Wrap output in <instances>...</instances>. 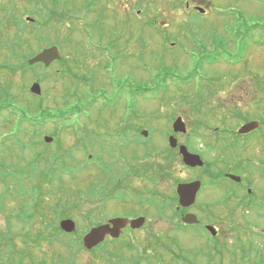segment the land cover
Here are the masks:
<instances>
[{
	"label": "rangeland",
	"instance_id": "374dc122",
	"mask_svg": "<svg viewBox=\"0 0 264 264\" xmlns=\"http://www.w3.org/2000/svg\"><path fill=\"white\" fill-rule=\"evenodd\" d=\"M174 1L138 0L139 8L145 11L133 20L132 27L126 15L121 22L116 21L120 22L116 28L106 25L105 30L120 31L118 41L95 34L94 39H88L80 31L65 41L72 26L45 24L43 19L38 25L27 24L26 17H33L34 8L22 3L21 9L12 13L9 6L2 14L0 164L4 168L0 173V237L3 235L5 241L0 238V264H129L145 254L153 259L150 264H185V260L190 264H264V238L259 229L264 226V217L258 206L249 215L248 229L241 210L234 213L235 221L227 219L218 225L219 241L225 245H216L217 240L208 239L197 226L173 230L170 221L157 218L156 210L147 230L132 236L144 245L124 238L110 245L112 254L106 255L99 250L87 251L82 245L90 224L108 216L138 212L135 199L124 203L103 198L102 210L98 206L86 220V213L96 204L86 199H96L91 195L97 190L123 180L124 166L137 170L147 163H163L167 155L164 149L178 117L187 126L186 134L176 135L179 143L203 156L211 167L189 169L174 150L177 157L166 170L170 173L166 180L154 184L149 176L136 173L129 182L131 191L144 193L150 188L174 197L177 181L199 179L205 186L192 209L203 218V224L209 225L216 214L226 215L233 209L234 203L216 208V201L229 189L239 188L232 182L225 183L227 191L223 186H213L212 177L219 168L213 163L220 160L219 148L226 159L238 164L248 156H264V127L248 135L247 144L234 151L223 150L228 144L222 140L231 137H219L225 136L221 132L226 130L237 133L247 122L245 117L264 120V0H182L181 9L173 5ZM185 2L201 6L205 14L185 9ZM154 15L157 24L144 22ZM247 29L253 37L244 56L240 48L248 41H239L237 46L235 33ZM89 30L88 34L98 32ZM56 39L68 65L86 81L79 78L77 83L63 68L56 73L57 64L51 70L40 65L28 67L29 59L55 45ZM92 46L105 47L107 57L94 53ZM215 48L222 55L236 54L240 63H207L203 56H210ZM36 82L42 87L39 97L30 92ZM79 102L84 116L68 113L70 106ZM25 115L28 120H37L35 128L22 123ZM44 118L43 128L37 129L38 121ZM132 123L134 129L141 128L140 133L148 130L150 139L142 145L138 141L124 146L125 138L118 136L119 131ZM45 137L54 140L46 143ZM36 141L38 145H34ZM147 151L154 156L145 158ZM136 155L141 158L137 162ZM238 171L237 175L252 178L255 185L260 180L254 175L264 176L262 166L255 163L248 166L251 175L243 174L246 170L240 167ZM2 174H8L6 184ZM68 218L77 223L75 233L60 229V222ZM122 242H129L136 250L118 245Z\"/></svg>",
	"mask_w": 264,
	"mask_h": 264
},
{
	"label": "flooded vegetation",
	"instance_id": "af4514ba",
	"mask_svg": "<svg viewBox=\"0 0 264 264\" xmlns=\"http://www.w3.org/2000/svg\"><path fill=\"white\" fill-rule=\"evenodd\" d=\"M21 3L24 5H29L34 8V13L30 14L32 16H27L25 22L30 25H38L39 21L45 20L47 22H53L56 24L60 25H65V26H72L69 29V33L66 35L65 41H67L71 36H75L74 34L77 33V31H80L84 34L85 37L88 39H94L93 36L94 34L100 39L102 38H109L112 41H118L121 40V33L120 31L117 30H105L106 25L116 28L120 22L121 18L123 16H128L130 18L129 25L132 27V22L135 18H138L137 16L142 14L145 10L139 8L138 0H0V20L2 19V14L7 11V8L13 7L11 10L12 13L15 12V9H21ZM149 3V2H147ZM183 1L180 0H175L173 5L178 7L179 9L182 8L183 6ZM142 4V3H141ZM122 5H124L122 9ZM193 9V12L200 13L202 14L203 12L200 10L202 7L192 4L190 2H185V9ZM191 13V11H190ZM205 14V13H204ZM21 16V14H20ZM120 19V22L116 24V21ZM158 17L154 15L152 19H146L144 22L145 23H153L157 24ZM90 28L92 29H97L98 32H94L93 30L92 34H88L90 32ZM61 34V33H60ZM57 41V39H56ZM59 42V40H58ZM94 48V53H99L100 55H104V58L107 57V52L108 50L105 47L102 46H92ZM63 59V58H62ZM93 61V58L87 62L85 66H88L89 62ZM55 64L58 63H53L51 65L54 66ZM102 64V62H100ZM43 67V66H42ZM56 72H61L62 68L64 71H74L73 66H69L67 64L65 65H57ZM260 127H264V125H260ZM262 129L259 128L258 130L254 132L261 131ZM133 130H126V131H119L120 135H127L130 134V136L127 135V138L125 139L124 142H131V134L133 133ZM254 132H251L254 133ZM264 131H261V134H263ZM223 134H226L224 137H231V140H222L223 142L227 143L228 145L223 148V150H236L238 149L239 145L247 144L246 137L248 135H238L236 134V131H226L222 132ZM118 136L120 137V135ZM123 143V142H122ZM242 146H240L242 148ZM249 145H247L248 147ZM230 148V149H229ZM177 150L178 148L173 149ZM262 155V153H261ZM215 162L216 165H218L219 169L222 168H228L227 172L223 174V178L217 177L218 173L215 174V184L213 186L215 188L223 186L226 191L229 189L227 187L226 182H234L232 181L227 174H235L239 173L238 168H243L246 170V173H243L245 175H251V172L248 171V166L250 163H255L257 165H261L262 169L264 170V156H248L243 158L242 162L238 164L234 159H226L225 155H221L220 160H216ZM215 166V165H213ZM225 166V167H224ZM215 168H217L215 166ZM217 168V172L219 170ZM232 172H231V171ZM236 171V172H235ZM220 172V171H219ZM138 173L141 175L145 174L146 176H149L150 182L152 181V178L154 177V172H153V167L151 164H146L143 168H138L137 170L135 169H126L122 168V177L123 180H120L119 182H116L113 184L110 188L106 190H101L98 192L97 195H91L93 196V200H90L87 198V203L95 202L96 204H93L88 212L86 213L87 217H90V215L96 212V208L99 206V209L102 210V206L100 208V205H103V198L107 199V202L110 200H115V201H120L124 203H129L130 200L135 199L138 203V212L122 216V215H115V216H108L106 219H101V221L96 222V224H91L89 226V230L99 224H105L109 222L111 218L115 217H124L128 219L129 221L143 217L144 218V224L140 228L133 229L130 224H128L123 230L118 239L113 241L109 236L106 238L105 242L100 245L98 248L100 252L104 255L109 253V250H111L109 247L110 245L116 243L117 241L128 239V241H131L132 243H136L137 245H144V244H138L135 242L132 238L133 234H139L147 230L148 226V221L151 220L152 216L151 213L156 210L157 212V218L161 219H167L170 221L173 225V230L175 231H185L188 229V225H186L182 221V217L188 213L192 212L195 213L198 216L199 223L197 224V227L200 228H206V225L203 224V218L199 216L195 210L192 208H189L187 210H184L182 208H178L177 205V196L170 197L166 196L163 193L157 194V191L154 189L146 188L144 189L143 192H133L131 191L133 187H131V182L132 179L135 177V174ZM241 174V173H240ZM252 175H254L252 173ZM255 177L259 178V183L255 185V182L252 178H242L240 182H236L235 184L239 187L236 189H229L228 192H226L223 195L222 199H219L215 203V207L219 208L224 206H227L228 204L234 203L233 209L228 211V214H216L214 216V220L212 222V225L215 227L216 231L214 236L212 237L216 241V245H225L226 243L224 241H219V236L221 235L219 224L221 222H224L225 220L229 219L230 222L235 221V215L234 213L238 210H241L245 212V214L242 215V218L244 219L245 222V228L248 229V219L250 213H252V210L255 209L257 206L262 209V216L264 217V176H257L254 175ZM168 176H162V178L159 179L158 183L153 182L154 184H159L161 183L162 180H166ZM148 181V180H146ZM241 191L243 193H241ZM153 201H159V203L155 204ZM230 201V202H228ZM170 210V212H169ZM98 211V210H97ZM100 212V211H99ZM98 212V213H99ZM224 212V210H223ZM214 215V214H213ZM147 227V228H146ZM260 229V235H262V238H264V226L259 227ZM129 242H122L119 243L118 245H124L125 248L129 251H135V247L132 246V244H129ZM146 244L149 242L146 241ZM117 245V244H116ZM215 245V242L214 244ZM121 249V248H120ZM117 250V249H114ZM123 250V249H121ZM139 252V251H138ZM141 255V253H140ZM148 255V254H147ZM145 254V257L141 258H136L132 259V261L129 262V264H150V262L153 259H150L148 256ZM126 261V259H124ZM156 261H161L160 259H157ZM186 261V260H185ZM248 262V261H247Z\"/></svg>",
	"mask_w": 264,
	"mask_h": 264
},
{
	"label": "water",
	"instance_id": "95a60500",
	"mask_svg": "<svg viewBox=\"0 0 264 264\" xmlns=\"http://www.w3.org/2000/svg\"><path fill=\"white\" fill-rule=\"evenodd\" d=\"M200 10L204 12L202 9ZM61 59H62V56H61V53L58 47L53 46L35 55L33 58H31L28 61V64L30 66H34L40 63L48 68L54 62L60 61ZM30 91L34 95L41 96L42 87L40 83L39 82L34 83L32 87L30 88ZM259 125L260 124L258 121L247 123L240 128L239 133L241 135L248 134L256 130L259 127ZM173 132L175 134L177 133L186 134L187 133L186 124L184 123L181 117H178L173 123ZM142 135L144 137H148L149 132L147 130H144L142 132ZM52 140L53 139L50 137H45V141L47 143H51ZM169 144L171 148L178 147V140L175 138V136L169 137ZM179 152L186 166L190 168H197V167L204 166V161L202 160L201 156L191 153L189 149L187 148V146L181 145L179 147ZM228 176L237 182L241 181V178L235 175H228ZM200 188H201L200 181L180 184L177 188L180 206L184 208H189L193 206L195 204L196 197H197V194ZM183 221L188 225L197 224L199 222L197 219V216L194 214L185 215L183 217ZM128 222L129 221L124 218H117V219L110 220L109 223L106 225L93 228L83 239L85 248L87 250H92L96 248L97 246H99L101 243L105 241L107 236H110L112 239H117L121 235L122 230L127 226ZM143 224H144V218H139L131 222V227L133 229H136V228H140ZM60 226L62 230L67 233H73L76 231V223L70 219L63 220L60 223ZM207 229L211 233L215 234L214 227L208 226Z\"/></svg>",
	"mask_w": 264,
	"mask_h": 264
},
{
	"label": "trees",
	"instance_id": "16d2710c",
	"mask_svg": "<svg viewBox=\"0 0 264 264\" xmlns=\"http://www.w3.org/2000/svg\"><path fill=\"white\" fill-rule=\"evenodd\" d=\"M240 18L242 19L243 18V15L240 13ZM251 32L252 31H250L249 29H247V30H244V31H237L236 33H235V40H236V45L238 46V43H239V41L241 42V43H244L246 40L248 41H250V39L253 37L252 36V34H251ZM249 41L248 42H246V44L244 45H242L241 46V48H240V51L241 52H245L244 50H246V48L249 46ZM252 41H253V39H252ZM254 42L255 43H258L259 41H257V40H254ZM259 43H261V42H259ZM244 56H245V53H244ZM203 60H207V63H210V64H212V63H216V62H219V61H224V62H227V63H230V64H232L233 62H235V63H238L239 61V59H236V54H234V53H226V54H224V55H222L221 54V52H220V50H218L217 48H215V50L212 52V54L210 55V56H203ZM65 61H67V60H64L63 62H65ZM240 63V62H239ZM28 65V64H27ZM29 67V66H28ZM70 74H71V76L76 80V82L77 83H80V81H79V78H81V80H82V78H83V81H86V79L84 78V77H80L79 76V74H77V73H72V72H70ZM78 75V76H77ZM75 80L73 81V82H75ZM141 94L143 95L144 94V92H141ZM39 109H41L42 108V103H40L39 104ZM71 108L69 109V111H68V113H70L71 115H76V116H78V117H83L84 116V113L82 112V110H81V108H82V104L79 102V103H77V104H75V105H72V106H70ZM68 113H62L63 115H66V114H68ZM61 116V119H64L65 118V116ZM136 117H137V115H136ZM48 118H50V119H54V118H52V116H48ZM132 118H134V115H133V117ZM29 119V117H28V115H25L24 117H23V122L22 123H24L27 127H29V128H35V125H36V122H37V120L34 122L33 120H28ZM45 119H47V118H44L42 121H38L39 123V125H37V129H39V127H42L43 128V124H44V121H47V120H45ZM250 120V118L248 119V117H245V120L244 121H249ZM260 122H261V125L263 126L264 125V120L263 119H261L260 118ZM128 131V130H133L134 132H136V135H133L134 137V139L136 140V141H134V140H132V143L133 144H136V143H138V141L139 142H141V145L142 144H144L145 142H147L148 140H146V139H143V138H141V140H137V138H139L140 137V130H141V128L139 127H136V129H134V125H133V123L132 124H130V125H126V126H124V127H121V129H120V131L121 132H123V131ZM151 131V130H150ZM38 135V133L37 132H35V134H34V136H37ZM120 135V134H119ZM151 137V136H150ZM120 138H122V139H126L127 138V135H120ZM38 141V140H37ZM35 142L34 143V145H38L39 144V142ZM131 144V142H123V145L124 146H129ZM164 151L167 153V155L166 156H163V158H162V161H163V163H161V164H156V165H154V168L153 169H155V167H157L158 169H156V170H153V172H154V177L152 178V181L153 182H155V183H158V181H159V179L160 178H162L161 176H169V174L170 173H168V172H166V170L169 168V166L171 165V163H172V161L177 157L176 155H174V153H173V151L171 150V149H164ZM152 155V152H150V151H147L146 152V154H145V158L146 157H149V156H151ZM141 158L140 157H138V155H136V157H135V161H139ZM210 168L211 167V165L209 166V165H205V168L207 169V168ZM3 168H4V166L2 165V164H0V173L2 172V170H3ZM208 168V169H209ZM163 170V171H162ZM226 170H227V167H226ZM225 170V171H226ZM225 171H223V172H225ZM223 172H220L218 175L219 176H221L222 174H223ZM2 179H3V181H4V183L6 184V181H7V178H8V174H2ZM9 187L7 186L6 187V189H8ZM3 241H5V238H4V236L2 235V237H0Z\"/></svg>",
	"mask_w": 264,
	"mask_h": 264
}]
</instances>
